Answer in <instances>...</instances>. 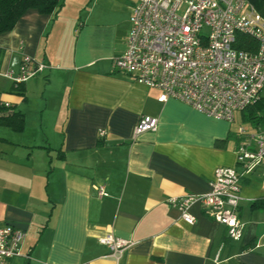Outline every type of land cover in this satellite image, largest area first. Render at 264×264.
Wrapping results in <instances>:
<instances>
[{
	"label": "crops",
	"instance_id": "crops-1",
	"mask_svg": "<svg viewBox=\"0 0 264 264\" xmlns=\"http://www.w3.org/2000/svg\"><path fill=\"white\" fill-rule=\"evenodd\" d=\"M59 1L0 35V108L24 115L22 132L0 126V227L24 231L28 257L11 264H115L99 243L107 233L131 243L120 264H264V209L252 208L264 199V161L240 180V240L197 202L185 223L169 199L207 193L217 168L241 172L233 122L160 103L159 91L113 70L138 0H94L88 11ZM23 55L46 69L14 86L3 74ZM142 116L156 129L133 139Z\"/></svg>",
	"mask_w": 264,
	"mask_h": 264
},
{
	"label": "built area",
	"instance_id": "built-area-1",
	"mask_svg": "<svg viewBox=\"0 0 264 264\" xmlns=\"http://www.w3.org/2000/svg\"><path fill=\"white\" fill-rule=\"evenodd\" d=\"M125 51L112 59L113 70L132 81L159 91L158 102L179 100L214 120L232 123L235 115L264 101V17L249 0H138L129 17ZM249 39L255 49L241 48ZM46 65L23 55L18 69L3 76L16 85L43 72ZM157 119L142 116L132 138L154 131ZM261 131L239 128L235 168L214 171L209 191L203 195L171 198L168 203L181 219L193 224L189 213L199 203L205 215L227 229L238 241L244 225L237 216L241 201L240 180L264 161V122ZM254 129V130H251ZM104 131L99 136H104ZM106 196L103 187L97 189ZM24 231L11 225L0 227V264L21 256ZM115 264H120L131 243L110 233L99 239Z\"/></svg>",
	"mask_w": 264,
	"mask_h": 264
},
{
	"label": "trees",
	"instance_id": "trees-1",
	"mask_svg": "<svg viewBox=\"0 0 264 264\" xmlns=\"http://www.w3.org/2000/svg\"><path fill=\"white\" fill-rule=\"evenodd\" d=\"M255 9L264 17V0H249ZM59 0H0V35L10 32L27 10H36L39 14L49 15L58 10ZM241 48L255 49V43L249 39L241 40ZM19 87V86H18ZM18 93L23 94L18 88ZM242 123L255 128L264 122V101L256 102L239 113ZM0 126L8 127L15 132L24 129V115L20 111L0 108ZM49 168H51L49 164ZM254 209H264V199H258L252 204Z\"/></svg>",
	"mask_w": 264,
	"mask_h": 264
},
{
	"label": "rangeland",
	"instance_id": "rangeland-1",
	"mask_svg": "<svg viewBox=\"0 0 264 264\" xmlns=\"http://www.w3.org/2000/svg\"><path fill=\"white\" fill-rule=\"evenodd\" d=\"M92 1L94 2V0H71V2L80 4L81 8H84L87 11L90 9L91 5L93 4ZM96 8L97 7L93 8V9H96ZM117 23H120V22L117 21ZM129 26H130V24H129ZM39 77H41V75ZM246 126L248 127L249 125L245 124V123H242L241 120H240L239 114H236L235 115V120H234V122L231 125V130L234 133H238L239 128H245ZM251 130H254V129H251Z\"/></svg>",
	"mask_w": 264,
	"mask_h": 264
}]
</instances>
